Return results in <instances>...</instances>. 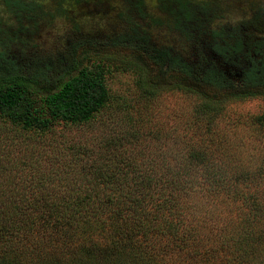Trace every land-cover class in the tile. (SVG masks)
I'll return each instance as SVG.
<instances>
[{
    "label": "trees",
    "instance_id": "1",
    "mask_svg": "<svg viewBox=\"0 0 264 264\" xmlns=\"http://www.w3.org/2000/svg\"><path fill=\"white\" fill-rule=\"evenodd\" d=\"M0 3V264H264V156H214L228 144L219 101L264 97V11ZM116 72L132 103L108 85ZM163 90L201 98L180 148L141 111ZM196 192L197 233L184 221Z\"/></svg>",
    "mask_w": 264,
    "mask_h": 264
},
{
    "label": "rangeland",
    "instance_id": "2",
    "mask_svg": "<svg viewBox=\"0 0 264 264\" xmlns=\"http://www.w3.org/2000/svg\"><path fill=\"white\" fill-rule=\"evenodd\" d=\"M114 1L111 0V2ZM213 1L221 5L224 8L223 11L228 12L227 19L229 20H235L245 16L248 10L247 8L251 4L252 8H260V10L264 11V0ZM3 11L0 3V14ZM53 22L51 25L53 27L52 30L60 31L64 28L65 22L62 18L57 17ZM41 30L43 29L41 28ZM52 33L54 32L45 33V36L42 37L43 39L41 41L43 45H49L50 41H52ZM119 52L122 55L128 54L127 50L120 49ZM81 54L79 58H81ZM84 55L87 54L85 53ZM131 83V76L127 72H116L108 79L110 88L123 95L126 94L124 97L130 98L132 103L131 91L133 87ZM136 98L139 102L142 101L140 98ZM200 99L196 94H182L176 90H163L156 99L145 103L147 105L141 111L146 117L145 122H149L151 126L155 127L154 129H158L159 126L167 137H169L168 141H166L167 146L180 148L184 144L180 140H196L189 133L190 131H185L186 128L184 125L187 121L194 119L197 109L201 106ZM133 101H135V98H133ZM217 110H219V115L216 117L215 122H218L219 129L222 130L220 132L223 134L221 133L219 136H216L217 139L218 137H222L220 140H225L228 144L220 148L217 147L215 149V157H221L225 154L226 156H234L244 163V160L248 161V158L264 156V97H247L235 101H227L223 98L219 101ZM110 119L108 118L107 121L102 122H113ZM117 122L125 121L118 119ZM185 132H187V136ZM246 164L244 163V165ZM189 202L191 211L185 214L184 221L187 225L192 226L195 233H197V192L193 193ZM225 210L229 211L230 208H225ZM219 211L221 212L219 216L222 218L225 213L221 206H219Z\"/></svg>",
    "mask_w": 264,
    "mask_h": 264
}]
</instances>
